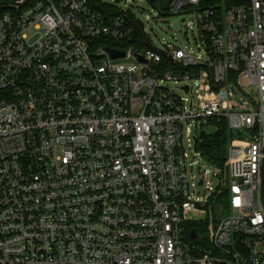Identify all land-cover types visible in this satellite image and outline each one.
I'll use <instances>...</instances> for the list:
<instances>
[{
	"label": "built area",
	"instance_id": "built-area-1",
	"mask_svg": "<svg viewBox=\"0 0 264 264\" xmlns=\"http://www.w3.org/2000/svg\"><path fill=\"white\" fill-rule=\"evenodd\" d=\"M148 1L196 52L105 0H0V264H264V0Z\"/></svg>",
	"mask_w": 264,
	"mask_h": 264
},
{
	"label": "rangeland",
	"instance_id": "rangeland-1",
	"mask_svg": "<svg viewBox=\"0 0 264 264\" xmlns=\"http://www.w3.org/2000/svg\"><path fill=\"white\" fill-rule=\"evenodd\" d=\"M118 7L129 9L137 19L143 24L146 35L150 38L156 47H162L166 43H171L175 46L197 51V46L194 41L196 36V29L190 27L192 16L190 13L182 11L179 14H170L168 11L162 10L158 2L151 3L148 0H105ZM198 89V90H197ZM182 94L180 91H177ZM183 95V94H182ZM194 99L208 98L209 94L206 88L201 85L193 91ZM201 131L210 132L208 128H197L196 132L199 134ZM193 130L189 138L184 139V144L188 150L195 155V168L203 172L204 186L207 180L212 176L209 183L214 186L216 183V168L203 159L198 152L194 149ZM236 136L235 133L233 137ZM199 173L195 172L196 181L199 180Z\"/></svg>",
	"mask_w": 264,
	"mask_h": 264
},
{
	"label": "trees",
	"instance_id": "trees-1",
	"mask_svg": "<svg viewBox=\"0 0 264 264\" xmlns=\"http://www.w3.org/2000/svg\"><path fill=\"white\" fill-rule=\"evenodd\" d=\"M196 142V149L210 163L221 166L224 160L221 158V150L227 146L228 130L226 123L221 125L212 133L202 134ZM261 199L264 206V161L262 165Z\"/></svg>",
	"mask_w": 264,
	"mask_h": 264
},
{
	"label": "water",
	"instance_id": "water-1",
	"mask_svg": "<svg viewBox=\"0 0 264 264\" xmlns=\"http://www.w3.org/2000/svg\"><path fill=\"white\" fill-rule=\"evenodd\" d=\"M153 1V0H151ZM169 1V0H168ZM168 1L163 5V9H166L167 8V5H168ZM147 45H150L149 43H147ZM111 54L113 57H116V56H123V52H120V51H115V50H111ZM187 88V87H185ZM221 158L224 159L225 158V147L222 148L221 150ZM193 235V234H192Z\"/></svg>",
	"mask_w": 264,
	"mask_h": 264
}]
</instances>
